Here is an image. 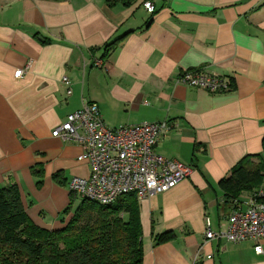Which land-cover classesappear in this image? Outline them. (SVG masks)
Here are the masks:
<instances>
[{
	"label": "crops",
	"instance_id": "1",
	"mask_svg": "<svg viewBox=\"0 0 264 264\" xmlns=\"http://www.w3.org/2000/svg\"><path fill=\"white\" fill-rule=\"evenodd\" d=\"M193 70L226 79L230 90L177 83ZM85 103L110 128L165 121L171 128L154 151L192 169L172 189L137 198L141 264H264V238L261 254L251 240L205 238L206 219L223 233L264 187V0H0V187L17 185L40 228L66 225L75 209L63 213L67 182L89 174L83 149L52 136ZM247 156L263 168L261 180L233 195L221 189ZM38 167L41 177L31 172ZM166 232L173 238L155 245Z\"/></svg>",
	"mask_w": 264,
	"mask_h": 264
},
{
	"label": "built area",
	"instance_id": "2",
	"mask_svg": "<svg viewBox=\"0 0 264 264\" xmlns=\"http://www.w3.org/2000/svg\"><path fill=\"white\" fill-rule=\"evenodd\" d=\"M144 9L153 13L150 1L143 2ZM94 65L100 67L99 60ZM28 66V65H27ZM25 69L15 72L19 77ZM62 82L68 86L66 77ZM177 83L215 94L230 90L226 79L207 76L199 71H186ZM71 91L67 90V94ZM170 125L138 123L107 127L95 103H85L52 132L53 137L77 143L82 149L78 160L88 163L89 174L85 178L72 177L67 182L68 191L100 205L113 204L119 197L133 193L138 199L164 193L191 175V167L176 160H169L154 151L161 134L169 132ZM206 240L224 238L228 243L254 241V252L262 253L258 244L264 238V187L253 194L251 203L237 209L228 217L226 230L214 233L206 219Z\"/></svg>",
	"mask_w": 264,
	"mask_h": 264
},
{
	"label": "trees",
	"instance_id": "3",
	"mask_svg": "<svg viewBox=\"0 0 264 264\" xmlns=\"http://www.w3.org/2000/svg\"><path fill=\"white\" fill-rule=\"evenodd\" d=\"M118 41L109 43L112 49ZM264 150V139H263ZM242 159L228 177L219 182L224 191L236 194L262 178L261 165L249 166ZM31 172L41 177L42 168ZM60 185L59 175L53 176ZM63 211L68 214L76 198ZM126 214L124 219L122 215ZM173 238L171 232L154 237V244ZM142 231L137 197H119L113 204L100 205L79 198L69 221L62 229L46 230L34 225L27 216L16 184L0 187V264H141Z\"/></svg>",
	"mask_w": 264,
	"mask_h": 264
},
{
	"label": "rangeland",
	"instance_id": "4",
	"mask_svg": "<svg viewBox=\"0 0 264 264\" xmlns=\"http://www.w3.org/2000/svg\"><path fill=\"white\" fill-rule=\"evenodd\" d=\"M78 203H79V198L76 197V198L74 199L73 203H72V207H73V209L78 205Z\"/></svg>",
	"mask_w": 264,
	"mask_h": 264
}]
</instances>
